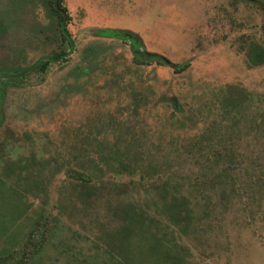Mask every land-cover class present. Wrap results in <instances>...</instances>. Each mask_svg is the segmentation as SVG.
Wrapping results in <instances>:
<instances>
[{
  "label": "rangeland",
  "instance_id": "rangeland-1",
  "mask_svg": "<svg viewBox=\"0 0 264 264\" xmlns=\"http://www.w3.org/2000/svg\"><path fill=\"white\" fill-rule=\"evenodd\" d=\"M62 6L73 49L46 65L69 50L50 0H0V233L23 205L32 216L42 208L61 226L57 248L46 250L40 264H65L75 247L70 237L93 238L92 221L103 218V202L82 211L68 179V169L88 166L103 188L182 179L183 193L201 198L205 214L185 239L193 259L264 264V64L249 68L245 56L250 42L264 47V14L231 0ZM137 54L158 56L164 65L136 64ZM183 63L188 68L175 73ZM83 126L84 139L77 131ZM97 144L114 146L118 157L140 154L158 165V176L141 180L101 163L107 153L99 156ZM31 157L36 165L25 162ZM16 162L27 170L12 173ZM22 221L25 233L30 221ZM20 243L0 241V256Z\"/></svg>",
  "mask_w": 264,
  "mask_h": 264
},
{
  "label": "trees",
  "instance_id": "trees-1",
  "mask_svg": "<svg viewBox=\"0 0 264 264\" xmlns=\"http://www.w3.org/2000/svg\"><path fill=\"white\" fill-rule=\"evenodd\" d=\"M231 2L252 6L264 14V0H231ZM50 3L54 4L55 0H50ZM52 10L57 14L59 22H63L64 14L61 12H66V9L62 6V0H57L56 4L52 5ZM106 34L117 37L119 34L122 36L123 32L106 30ZM62 40L64 41V38ZM133 40L131 44L138 46V40ZM245 56L249 68L263 65L264 47L259 43L250 42ZM159 59L158 56H148L147 60H144L138 54L133 55V62L139 65L153 62L164 65ZM188 66V63L176 65L174 71L183 72ZM83 128L84 126L77 131L84 139L86 137L81 132ZM94 148L99 156H102V152L107 153L106 161L101 157V163H110L115 169L131 177L138 175L139 179L144 180L153 174L158 176V165L144 162L143 157L138 153H126L123 157H118V149L114 146L97 144ZM33 158L25 160L27 165H36ZM76 160L73 158L72 162ZM22 164L16 162L9 170L12 173L14 171L24 173L28 167ZM82 169L84 170L81 172H77L76 169L67 170L68 179L72 181L74 197L86 208L82 207L83 212H87L93 203L103 202V218L92 221V224L96 225V234L93 238L83 237L82 241L78 242L76 239L79 236L76 233L70 237L74 240L75 247L72 248L70 256L65 258V264H199L193 259L185 239L191 238L190 236L196 233L199 224L205 218V214L202 213V199H196L197 197H193L191 192L186 196L182 191V179L160 178L159 183L148 187L140 183L137 185L132 180L130 189L125 191L112 186L103 188L100 184L96 185L93 182L94 170L88 166ZM18 200L22 201V195ZM23 206L20 209L21 213L11 216L8 230L3 234L0 233V240L4 243L12 240L15 242V239L19 243L21 240V247L8 252L6 258L0 256V263L2 260L6 261V264H40L41 255L46 250L57 248L55 238L58 236L61 220L49 216L42 208L37 212L34 211L32 216L33 210H27V206ZM89 215L88 213L87 216L90 217ZM24 217L30 222L23 224L27 226V230L21 233L18 224ZM61 242L63 241L59 243ZM84 242L88 243L89 247L86 251Z\"/></svg>",
  "mask_w": 264,
  "mask_h": 264
},
{
  "label": "flooded vegetation",
  "instance_id": "flooded-vegetation-1",
  "mask_svg": "<svg viewBox=\"0 0 264 264\" xmlns=\"http://www.w3.org/2000/svg\"><path fill=\"white\" fill-rule=\"evenodd\" d=\"M52 5H54L53 3H52ZM52 12H53V10H52ZM60 12V11H59ZM54 13V12H53ZM61 13H63L64 15H65V18H66V23H65V27H64V29H65V32H66V34L64 33V31H63V29H62V27H61V24H62V22H59V18H58V16H57V14L56 13H54V18L56 19V22H57V25H55V27H58L57 29H58V33H59V35L61 36V38H64V41H65V43L69 46V50H68V52H61V53H59V55H57V57H55V58H51L52 60H50V61H46L47 62V64L49 63V62H51V61H53V60H58L59 58H61V57H63V58H61V59H66L68 56H66V57H64L66 54H68L69 52H70V50H71V47L73 46V43H72V40H71V38H70V36H69V34H68V32H67V30H66V24H67V21L69 20L68 19V16H67V13L66 12H61ZM63 21V20H62ZM53 22H54V20H53ZM53 29V28H52ZM55 29V28H54ZM57 29H56V31H57ZM1 42H3L2 40H0ZM5 47L6 46H2V49L0 50V64H3V63H5V61H3V60H5L4 58H2V56H4V54L6 53V49H5ZM3 61V62H2ZM45 62V63H46ZM44 68H46V66H44ZM43 68V69H44ZM2 76H6V75H0V78L2 77ZM2 115V114H1ZM0 241H2V240H0ZM2 244H4V242L2 241ZM6 244V243H5ZM0 252H2V251H0ZM6 258V257H5ZM4 262V261H3ZM3 264V263H2ZM4 264H6V261L4 262Z\"/></svg>",
  "mask_w": 264,
  "mask_h": 264
},
{
  "label": "water",
  "instance_id": "water-1",
  "mask_svg": "<svg viewBox=\"0 0 264 264\" xmlns=\"http://www.w3.org/2000/svg\"><path fill=\"white\" fill-rule=\"evenodd\" d=\"M56 2H57V0H55V3H54V4H56ZM65 23H66V18H65V15H64V19H63V22H62L61 27H62L64 33L66 34L65 29H64V27H65ZM72 49H73V46L71 47V50H72ZM71 50H70V52H69L68 54H66L64 57L70 55V54H71ZM61 58H63V57H61ZM61 58H60V59H61ZM53 61H56V60H53ZM33 67H34V65H33L32 67H30V69L33 68ZM30 69H29V70H30Z\"/></svg>",
  "mask_w": 264,
  "mask_h": 264
}]
</instances>
